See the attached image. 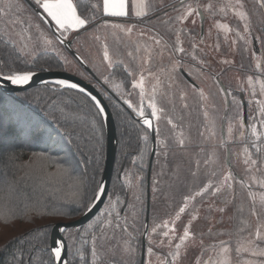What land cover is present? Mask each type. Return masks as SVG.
Masks as SVG:
<instances>
[{
    "label": "rangeland",
    "instance_id": "374dc122",
    "mask_svg": "<svg viewBox=\"0 0 264 264\" xmlns=\"http://www.w3.org/2000/svg\"><path fill=\"white\" fill-rule=\"evenodd\" d=\"M152 1L154 10L150 12L154 15L142 21L133 17L107 18L112 23L135 24L131 36L111 27L105 29L102 26L105 18L100 12H96L99 27L61 35L55 22L35 2L32 1L36 9L26 0H0V7L5 8V13L0 14V25L5 34L32 37L25 39L29 48L22 52L29 60L41 53H56L68 72L97 84L100 90L104 85L112 93H119L121 87L109 76L112 69L103 59L105 45L114 65L127 67L137 82L141 74L144 76L143 100L140 88H132L124 103L128 107L131 103L129 108L139 118H142L139 108L143 107V117H152L159 130L152 168L145 264H164V258L172 261L176 244L181 245L176 264H224L225 259L227 264H264V257L253 256L250 251L237 252L248 239L255 238L257 229L264 235V204L261 202L264 197V92L261 91L264 40L257 41V47L254 45L242 0L243 7L237 0ZM97 3L102 4V0L94 4ZM8 4L13 7L7 8ZM209 4L211 8L207 7ZM189 6L195 12L186 20H177ZM240 12L246 13L247 18L241 19ZM49 22L65 41L71 42L70 48L60 43ZM246 24L250 29L247 32ZM36 25L44 36L37 31ZM158 30L174 44L176 33H180L185 52L173 54L167 40L156 45L152 37H157ZM46 38L53 39L54 43L47 45ZM165 43L167 48H164ZM33 49L31 56L26 54ZM81 61L93 74L82 68ZM173 65L176 66L174 71ZM220 83L228 89L229 105ZM238 93L244 96L247 104V124L243 118L242 96L240 98ZM152 103L157 107L159 119L151 115ZM230 103L233 109L228 114ZM179 139L184 140L183 146L179 145ZM227 148L230 149V162H227ZM229 174L231 178L225 181V175ZM141 179L142 175L127 178L131 193L124 217L107 224L96 239L97 255L93 259L98 264H107L106 261L134 264L137 260L139 250L132 238L143 232L145 203ZM209 184L212 187L208 191L197 195ZM215 187H220V191L214 192ZM185 197L194 199L185 200ZM185 204V212L179 213ZM186 226H189L190 237L182 242L179 237ZM154 227L155 232L152 231ZM164 232H168V236H164ZM221 241L227 242V253H222ZM149 247L152 253H148ZM260 247L264 248V243Z\"/></svg>",
    "mask_w": 264,
    "mask_h": 264
},
{
    "label": "trees",
    "instance_id": "16d2710c",
    "mask_svg": "<svg viewBox=\"0 0 264 264\" xmlns=\"http://www.w3.org/2000/svg\"><path fill=\"white\" fill-rule=\"evenodd\" d=\"M95 1L75 0V3L79 12L91 15V5ZM242 2L248 12L251 35L257 41H263L264 7L260 0ZM18 48L7 39L0 25V57L6 60V63L0 64V73H7L12 68H28L34 72L66 70L63 60L56 53H41L29 60L17 51ZM124 69V65L116 64L109 75L120 83L119 93L111 94L100 84L112 110L118 137L109 193L95 217L84 226L64 232L68 264L99 263L92 256V236L98 238L103 231L101 226L106 228L108 220L115 222L124 217L131 193L127 178L135 179L142 175L141 192L145 203L143 232L132 238L133 245L136 244L139 250L134 264H140L152 135L149 128L132 116L133 110L124 103L125 97L132 91L133 81L129 71ZM238 96L241 98L240 93ZM232 107L230 103L228 114L232 112ZM0 115L4 117L5 148L17 157L14 165L6 166L0 162V264H51L50 241L54 224L80 218L88 209L85 205L91 206L95 201L94 189L101 184L107 154L105 122L101 128L95 102L89 95L52 83L13 93L0 89ZM37 123L40 128L30 136V129ZM64 128H74L80 135L69 137ZM144 136L148 137L147 140ZM34 153H42L51 159L47 162L33 160ZM63 160L70 161L72 165L70 175L82 181L78 189L70 186L72 181L69 177H61L58 173L56 164ZM29 162L31 167H21ZM74 193L77 196L74 197ZM77 198L79 202H74ZM107 207L110 209L108 212L105 211Z\"/></svg>",
    "mask_w": 264,
    "mask_h": 264
},
{
    "label": "snow or ice",
    "instance_id": "6c2138e0",
    "mask_svg": "<svg viewBox=\"0 0 264 264\" xmlns=\"http://www.w3.org/2000/svg\"><path fill=\"white\" fill-rule=\"evenodd\" d=\"M238 3H240V6L243 7V4L241 3V0H237ZM35 3L38 8L42 9L44 13L47 14L48 17L51 18L52 21L55 22V26L58 31L61 32V35L68 33L70 31H76L79 32V30H85L87 31L90 27H99L100 24L97 22V16L96 12H100L101 16L104 17L102 21V26L107 29L109 27L113 29H118L120 32L125 33L128 36H131L133 33L136 25L135 24H128V23H112L107 18H130L132 16L136 17L137 20H143V18L147 17L149 15L150 11H153V5L149 2V0H102V4H93L91 5L92 8V14L87 15L83 14L78 11V5L73 2V0H35ZM261 6L264 7V0H260ZM183 6V2H182ZM7 8L13 7L11 4L6 5ZM16 7H20V5H16ZM208 8H211L212 5L209 4L207 6ZM223 10V9H221ZM193 12H195V9H192L190 6L186 8V11L179 15L176 19L179 21L186 20L188 16L192 15ZM5 13V8L0 7V14ZM197 15H200L199 12H196ZM239 16L241 19H246L247 15L244 12H240ZM194 23V21H193ZM37 31L40 33L41 36H44V32L40 29L39 25H36ZM249 26L245 25V31H249ZM7 36V39L14 45L19 44V48L17 51L25 52L28 50L29 46L27 43H25V39L31 40L32 37L29 35L28 37H25L22 34H15L9 35L5 34ZM143 35V33H141ZM18 37V38H17ZM66 38V37H65ZM243 38V37H242ZM96 39H99L97 36ZM156 45H161L163 37L157 36L152 37ZM47 45H52L54 43V40L51 38H46L44 41ZM64 41L63 39L60 40V43L62 44ZM247 43V41H245ZM168 45L165 43L164 48H167ZM161 50V54L162 51ZM34 49L31 51H27L26 54L31 56ZM172 52L175 54V52H185V49L181 46L180 42V33H176V43L172 46ZM129 55H132V53H129ZM103 59L108 62V68L114 69L115 65L112 63V60L109 56V51L107 45L104 46V52H103ZM195 59V57H193ZM6 63V60L3 57H0V64ZM225 63H228V61H225ZM175 65H173V71L175 70ZM125 72H128L127 67L124 69ZM36 75V73L32 69L28 68H12L7 73H0V78L3 80L9 82L11 85L16 86H23L28 85L32 80L33 77ZM128 75L132 76L134 75L132 72H128ZM107 83V79L105 81ZM58 85L65 86L68 88L76 89L78 87L75 83H69L65 80H59L56 81ZM143 83H144V76L141 74L139 82H137L135 79L132 81V88H140V96L141 100H143L144 97V91H143ZM249 83H251V77H249ZM81 92L84 91L83 88L79 89ZM261 91L264 92V85L261 86ZM203 95V93H201ZM91 99L95 102L96 108H97V115L100 117L99 123L101 128L103 127V123L106 120L105 116V109L101 106L100 101L96 99L95 96H92ZM127 102V101H126ZM129 107H132L131 103H129ZM150 107L152 109L151 115L153 117H157V107L154 103L150 104ZM162 111V109L160 110ZM139 114L141 117L144 116V109L143 107L139 108ZM207 116V113H205ZM95 119V117H93ZM170 124L172 123L171 120L168 121ZM144 124L147 126V128L151 129L153 127L152 121L150 119H144ZM9 128L12 127V123L9 120L8 122ZM175 127V125H173ZM241 127H243L242 118H241ZM40 128V124H35L29 131V135L31 136L33 132H36L37 129ZM65 134L69 137L80 135L77 133V131L74 128H64ZM157 135L159 134L158 128L156 129ZM232 132L231 125L229 126V133ZM6 133L4 131V117L3 115H0V162L4 163L6 166L8 164H13L15 160L17 159L15 153L9 149L5 148V145L3 143L4 137ZM243 135V133H241ZM39 138V137H37ZM147 136H144V139L147 140ZM98 143V141H97ZM180 146L184 145V140L179 139L178 141ZM82 154H83V150ZM33 160L38 161H49L51 158L44 156V154L40 153H34L33 154ZM247 162V161H245ZM205 163L207 164L208 161L206 160ZM253 164L256 163V161H252ZM63 165H67V167H63ZM23 168H29L31 167V162L26 163L22 165ZM58 173L61 177H69L71 179L72 184L70 186L76 187L78 189V186L82 183L79 177L71 176L70 173L72 171V165L70 161L63 160L56 164ZM49 176H51V173H48ZM195 175V173H193ZM231 178V175H225L224 180L227 181ZM212 185L209 184L201 189L200 192L197 193V195H202L204 192L208 191L209 188H211ZM155 190V189H154ZM220 187H215L214 192H219ZM105 192V187L103 184H100L97 188L94 189V200H98L102 194ZM77 196L76 193H74V197ZM188 199H194V197H185V200ZM74 202H79L78 198L74 199ZM262 204H264V197L261 198ZM94 206V205H92ZM85 207L88 208L89 211H91V207L89 205H85ZM111 207V204L109 205ZM187 207V204H185L183 207H180L179 213H184L185 208ZM220 211H223V209H220ZM111 215V213H109ZM193 220L196 219L195 216L192 217ZM8 222V221H5ZM108 224H111V221H107ZM91 227V225L89 226ZM117 227H120V225H117ZM164 227H167V223H165ZM101 229L103 230L102 226ZM127 230L126 228L124 229ZM153 232L156 231V228L154 227L152 229ZM164 236H168V232L163 233ZM190 237V231L189 226H186L183 231V235L179 237V239L183 241H187ZM194 238V237H193ZM97 237L94 235L92 236L93 241V248H92V256L95 258L97 255L96 247H95V241ZM58 246H54L50 248L51 252V264H65L62 258V252L64 250V244L62 242L57 241L56 242ZM264 243V235L261 234L259 229H257L255 233V238L248 239L247 243L242 245L241 248L237 249V252L239 251H250L253 256H261L264 257V248L260 247V244ZM221 251L222 253H227L229 251V248L227 246V242L221 241ZM181 245L176 244L175 248L176 251L172 253V261L167 262V264H176V261L180 258V249ZM148 253H152L153 249L151 247L148 248ZM224 264H227V259H225Z\"/></svg>",
    "mask_w": 264,
    "mask_h": 264
},
{
    "label": "water",
    "instance_id": "95a60500",
    "mask_svg": "<svg viewBox=\"0 0 264 264\" xmlns=\"http://www.w3.org/2000/svg\"><path fill=\"white\" fill-rule=\"evenodd\" d=\"M33 8H37L36 5L31 0H26ZM38 10V9H37ZM39 13L42 15L41 11ZM202 13V12H201ZM43 16V15H42ZM51 28L53 29L56 37L61 40L63 39L60 34H58L56 28L52 23H50ZM63 44L66 45V47L70 48L71 42H67L63 39ZM254 45L257 47V40L254 37ZM73 54L76 56V54L73 52ZM82 67L90 72V74H93L91 69L88 67L87 64L81 61ZM183 72V71H182ZM36 75L33 77V80L28 85L23 86H16L11 85L9 82L3 80L0 78V89L4 91L5 93H13V92H19L27 89H31L33 87H37L40 85L45 84H57L56 81L59 80H65L69 83H75L78 85L76 88L79 90L80 88L84 89V93L89 95L90 97L95 96L97 100L100 101V104L105 109V116L106 120L105 122V128H106V134H107V154H106V161H105V167H104V173L102 177L101 184L105 187V192L100 196L98 200H95L91 207V211L88 209L86 212L80 217L72 221L68 222H58L54 224L51 232V241H50V248L57 245V241L62 242L64 244V250L62 252V258L65 264H68V245L66 243V240L64 238V232L68 229L76 228L84 226L88 221H90L93 217L97 215V213L102 209L108 193L110 189V184L112 181L113 171H114V164L116 160V152H117V146H118V137H117V128L115 119L112 113V110L103 95V93L99 90V88L94 85L92 82L85 80L84 78L80 77L79 75H76L74 73L68 72L66 70H45V71H35ZM184 76L189 78L186 73H184ZM190 79V78H189ZM221 88L223 92L226 95L228 105L230 102L229 98V92L228 89L224 86V84L220 83ZM104 86V85H103ZM65 87V86H62ZM108 90V89H107ZM109 93H111L110 90H108ZM112 94V93H111ZM242 96V102L244 107V123L247 124V104L244 99V96ZM132 116L140 121L142 124H144V119H150L152 121L153 127L150 129L152 134V152L149 162V168H148V180H147V214H146V222H145V231L142 236V252H141V262L140 264H145V257H146V239L147 234L149 231V224H150V210H151V175H152V168H153V162L156 154L157 149V141H156V132L154 128V120L150 116H145L142 118L137 117L132 111ZM222 134L223 138H225V122L222 124ZM227 162H230V149L227 148Z\"/></svg>",
    "mask_w": 264,
    "mask_h": 264
},
{
    "label": "flooded vegetation",
    "instance_id": "af4514ba",
    "mask_svg": "<svg viewBox=\"0 0 264 264\" xmlns=\"http://www.w3.org/2000/svg\"><path fill=\"white\" fill-rule=\"evenodd\" d=\"M32 1V0H31ZM159 29V28H158ZM164 29V28H163ZM162 32V30L161 31H159L158 30V33H157V36H161V37H163V40H162V42H164V41H166V42H168L169 43V45L170 46H173L174 45V43L173 42H170L169 40V38L168 37H165V33H161ZM83 68V67H82ZM84 69V68H83ZM85 70V69H84ZM179 70H183L182 68H180ZM155 79V78H154ZM96 82L100 85L101 83H99V81H97L96 80ZM94 84V83H93ZM157 84H158V81H157ZM159 84H160V82H159ZM94 85H96L97 87H99L97 84H94ZM153 85L154 86H156V83H155V80L153 81ZM105 89H106V87L105 86H103ZM154 95V94H153ZM154 128H155V131H156V127H155V122H154ZM151 131V130H150ZM152 135V134H151ZM157 150V149H156ZM152 151V150H151ZM156 249H154V251H155ZM155 252H157V251H155ZM160 253V252H159ZM161 254V256L162 257H164V255L162 254V253H160ZM163 260V263L164 264H167V262H169V258L168 259H166V258H164V259H162Z\"/></svg>",
    "mask_w": 264,
    "mask_h": 264
},
{
    "label": "crops",
    "instance_id": "0c3cea01",
    "mask_svg": "<svg viewBox=\"0 0 264 264\" xmlns=\"http://www.w3.org/2000/svg\"><path fill=\"white\" fill-rule=\"evenodd\" d=\"M32 1L35 2V0H32ZM149 2L152 3V5H153V1H152V0H149ZM150 15L153 16V15H154V12H149V15L147 16V18L150 17ZM132 17H133L134 19H137V18L134 17V16H132ZM143 19H146V17L143 18Z\"/></svg>",
    "mask_w": 264,
    "mask_h": 264
}]
</instances>
